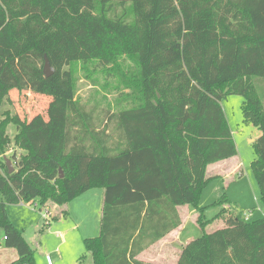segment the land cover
<instances>
[{"label":"trees","instance_id":"trees-1","mask_svg":"<svg viewBox=\"0 0 264 264\" xmlns=\"http://www.w3.org/2000/svg\"><path fill=\"white\" fill-rule=\"evenodd\" d=\"M0 47L12 53L0 111L11 91L27 92L53 98L60 119L56 134L32 133L17 114L0 119V233L19 254L12 264L35 260L8 206L39 201L52 213L92 189L104 191L99 236L84 240L92 264H152L139 256L181 226L186 205L201 227L224 226L190 241L176 264H264V218L230 206L207 220L200 207L208 168L238 154L222 106L230 95L245 99V120L261 132L252 170L264 204V105L253 82L264 79V0H0ZM127 57L137 68L124 74ZM75 64L124 75L131 107L88 110Z\"/></svg>","mask_w":264,"mask_h":264},{"label":"rangeland","instance_id":"rangeland-1","mask_svg":"<svg viewBox=\"0 0 264 264\" xmlns=\"http://www.w3.org/2000/svg\"><path fill=\"white\" fill-rule=\"evenodd\" d=\"M122 10L123 8H119L118 12L120 13ZM11 57L10 50L0 47V68ZM119 64L120 70L124 74L135 71L137 68L134 57L120 59ZM105 70L99 68L96 70L92 65L85 68L81 64H75L77 98L86 105L88 110L96 109V114H102L105 111L118 113L130 108L133 104V95L128 88L124 87V81H126L124 75L119 76L115 72L109 74ZM253 82L264 105V79L255 78ZM10 96L12 104L5 103L3 105L0 111L1 120L5 117L4 113L9 112L10 115L17 114L22 120H26L32 133L38 131L36 129L44 128L47 131L50 130L52 134L57 133L54 128L60 119L54 109L56 102L53 101V98L17 91H11ZM244 102L243 97L235 95L226 97L222 102L238 150V154L233 158L241 164V173L221 180L220 187H227L225 190L223 189V192L220 189L215 191V183L206 190L200 207L205 209L204 214L207 220H212L225 208L222 205H214L223 196L229 201L232 210L242 211L244 216L249 217L252 221L261 219L263 215L264 204L261 201L259 187L252 170V163L257 159L256 142L253 141H257L261 133L257 127L246 122L243 113ZM7 131L9 136L14 138L15 127L9 126ZM55 131L56 133H54ZM9 152L6 158L10 157L13 151ZM11 166L15 170L13 163ZM103 203L104 191L92 189L64 206H60L62 207L60 212L51 213V215L46 209H40L39 201L30 204L23 203L24 205H10L8 206V215L13 225L23 233L32 247L35 264H48L47 256H50L52 264H92L87 255L84 240L99 236ZM185 210L182 215L188 220L189 232H187V236L190 239H197L204 233H212L216 230V221L219 220L201 227L197 223V210L192 206L185 207ZM54 214L60 215V220H52ZM221 224L222 222L219 225ZM0 243L2 247L0 264H11L14 260L5 254L9 252L7 251L9 248L5 247L3 232L0 234ZM173 245V239L168 238L164 242L156 244L140 260L147 263L154 260L162 262V257L167 256L169 260H173L176 251Z\"/></svg>","mask_w":264,"mask_h":264},{"label":"crops","instance_id":"crops-1","mask_svg":"<svg viewBox=\"0 0 264 264\" xmlns=\"http://www.w3.org/2000/svg\"><path fill=\"white\" fill-rule=\"evenodd\" d=\"M228 120V119H227ZM229 123V122H228ZM230 125V124H229ZM231 128V127H230ZM232 131V130H231ZM261 133V132H260ZM233 134V133H232ZM261 136V135H260ZM260 137H258L259 139ZM257 139V140H258ZM253 142H256V141H253ZM10 153V152H9ZM241 170V164L234 160V158L232 159H228V160H225V161H222V162H219V163H216L214 165H211L209 168H208V175L213 177L214 179L209 183V185L207 186V188L203 191V195L201 197V201L202 199H204V195H205V192L206 190L211 186L214 185L216 186L215 187V191H218V189L222 190L223 192V189L225 190L227 187L226 186H222L220 187V182L221 180H224V179H228L229 177H232L234 176L235 174H238ZM241 173V172H240ZM241 175V174H240ZM224 178V179H223ZM220 194V193H219ZM221 200V199H220ZM200 201V202H201ZM219 201V200H218ZM217 202V201H216ZM215 202V203H216ZM20 205H24L23 203L20 204ZM64 206V205H63ZM188 205L186 206H181L179 207V211H180V214H181V220H182V224L181 226L176 229L175 231H173L172 233H170L167 237H165L164 239L158 241L157 243L153 244L149 250H147L146 252L142 253L140 256H139V259L144 256L145 254L149 253L150 250H152V248L158 244V243H162L164 242L166 239H173V242H174V245H173V248L175 251V257L173 256V260H169V257H165L163 258L162 257V262H156L157 260H154V261H151V262H148V263H152V264H176L177 261H178V258L181 254V251L183 249V247L185 245H187L190 241L194 240V239H190V237L187 236V232H189V226H188V220H186L184 218V216L182 215L183 211L185 210V207H187ZM225 208L226 207H230L231 205L230 204H227V205H224ZM59 207V208H57ZM54 208L53 212L52 213H57V212H60V209H62V207L60 206H57ZM202 208V207H201ZM58 210V211H56ZM186 211V210H185ZM187 212V211H186ZM263 212V215H262V218H264V211ZM196 213L198 214V219H199V213L196 211ZM219 214V213H218ZM189 215V214H188ZM54 216V215H53ZM53 218V217H52ZM61 216L59 215V217L57 219H55V221H58L60 220ZM191 218V217H190ZM189 218V219H190ZM261 218V219H262ZM53 220V219H52ZM260 220V219H259ZM249 221H252L251 219ZM217 222V226H216V229H220L222 228L224 225L223 223L221 225L220 222H222L221 220L219 221H216ZM197 223H198V220H197ZM50 224V223H49ZM199 225V223H198ZM1 234V233H0ZM4 241L5 240V237H4ZM2 247H1V243H0V251H1ZM7 251L9 252H6L5 254L6 255H9V257L13 258L11 260H14L12 263L16 262L19 260V254L17 252L16 249H13V248H9ZM4 253V252H3ZM4 254V255H5ZM11 263V264H12ZM147 263V262H146ZM4 264V263H3Z\"/></svg>","mask_w":264,"mask_h":264},{"label":"water","instance_id":"water-1","mask_svg":"<svg viewBox=\"0 0 264 264\" xmlns=\"http://www.w3.org/2000/svg\"><path fill=\"white\" fill-rule=\"evenodd\" d=\"M54 69L53 67L51 66V63L49 61V59L46 57L45 58V65H44V74L45 76L48 78V77H51L52 75H54ZM7 166L9 168V173L12 174L14 172V169L12 168L11 166V161L7 160ZM62 178H63V175H62Z\"/></svg>","mask_w":264,"mask_h":264},{"label":"built area","instance_id":"built-area-1","mask_svg":"<svg viewBox=\"0 0 264 264\" xmlns=\"http://www.w3.org/2000/svg\"><path fill=\"white\" fill-rule=\"evenodd\" d=\"M48 213H49V212H48ZM49 215H51V213H49ZM245 220H246V221H249L250 218H249V217H245ZM5 240H6V238H5ZM46 260H47V263H48V264H52V260H51L50 256H47V257H46Z\"/></svg>","mask_w":264,"mask_h":264}]
</instances>
